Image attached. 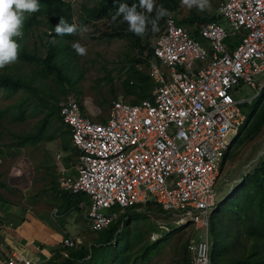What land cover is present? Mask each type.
Returning <instances> with one entry per match:
<instances>
[{"label": "built area", "instance_id": "built-area-1", "mask_svg": "<svg viewBox=\"0 0 264 264\" xmlns=\"http://www.w3.org/2000/svg\"><path fill=\"white\" fill-rule=\"evenodd\" d=\"M216 14L226 27L197 25L201 42L177 26L172 14L164 17L147 65L152 85L147 99L112 101L100 123L84 115L71 94L58 104L77 155L74 177L57 164V190L86 197L89 204L77 208L90 231L100 233L123 209L151 201L173 217L175 228H191L185 242L188 264H209V215L217 202L213 187L244 120L239 105L251 100L239 98L240 87L256 95L264 86V0H224ZM229 37L238 39L232 49L223 44ZM156 229L152 241L165 230ZM78 245L66 236L58 254L65 258L63 250ZM0 264L33 263L10 253Z\"/></svg>", "mask_w": 264, "mask_h": 264}, {"label": "trees", "instance_id": "trees-1", "mask_svg": "<svg viewBox=\"0 0 264 264\" xmlns=\"http://www.w3.org/2000/svg\"><path fill=\"white\" fill-rule=\"evenodd\" d=\"M139 0H98L95 6L88 7L84 5L79 6L78 14L76 17L77 24L80 27L90 25L94 28V31H98L99 38L106 40L116 39L124 40L127 42L129 48L137 51L136 56L146 54L143 58L144 64L151 59V51L154 42L152 39L156 36L157 32L162 30L164 17L158 23V31L152 32L151 26L143 37H137L131 32L127 31V24L120 23L119 19L113 23L111 17L115 14L116 9L121 3L131 6L133 3L138 4ZM157 6H163L174 15L179 9L180 0H155ZM40 9L34 13H25L23 21L21 37H14L19 44L18 59L16 61H23L28 65H34L37 67L35 71L30 70V76L36 79L33 82H24L20 76H8L6 74H0V89H2L7 95L15 94L18 90H23L29 93L34 99H36L45 109L46 112H40L39 108L32 106V112L30 116L33 118L35 115L42 114V117L37 120L31 131L22 132L19 134H11L13 138L10 142L3 146L6 150L0 147V157L10 156L9 148H22L24 146L37 147L41 143L52 142L57 138V134L60 136V148L63 152L70 151L76 155V151L70 148L68 131L65 126L60 122L59 106L57 104L51 105L47 101L38 98V94H42L38 87H33L34 82L38 80H44L48 76L54 77V82L57 83L59 95L63 93V85L69 84L68 79L62 77V72L57 68V54L60 51L67 52V45L61 44L62 42L69 43L74 39V35H57L55 33V26L59 23V20L63 18L67 23H73V10L68 2L63 0H39ZM140 10V9H138ZM155 16V10L152 13ZM43 17L46 32L43 34L45 42L43 46L45 53L42 55H36L35 51L27 49L26 45H22L21 41L25 34L31 29L33 24H36V18ZM175 18V17H174ZM102 23L103 29H96L97 22ZM177 26L184 29L188 35L201 42L197 37L196 26L201 23H215L222 25L224 21L217 14H202L196 15L191 13L190 15L175 19ZM55 40V45L52 44V40ZM153 43V44H152ZM238 43L237 38H226L223 41L224 46L227 49H232ZM152 44V46H150ZM127 65L128 74L127 79L133 78L137 82L149 80L148 76L142 72H137L131 64L138 63V60L128 58ZM11 63V70L14 71L15 64ZM148 65V64H147ZM146 65V67H147ZM2 68L1 70L5 69ZM127 71V70H126ZM8 73V72H7ZM150 81V80H149ZM72 90V89H71ZM56 92V93H57ZM44 96V95H43ZM45 97V96H44ZM50 98L54 99V96L50 95ZM30 99H21L16 104L17 114L20 113L19 118H14L11 113L10 123L20 122L26 116L25 112L27 105H30ZM79 105V109L82 112V107ZM241 113L244 116V120L237 129V133L230 143L228 150L224 154L221 163L219 165V171L224 165L226 159L234 152L250 144L255 137L260 133L261 128L264 125V86L259 92L253 96L248 103H242L239 105ZM13 108V106L11 107ZM7 107L0 111V116L7 113L9 109ZM24 115V116H23ZM51 121L58 124V133H51ZM250 159L244 164H248L251 169L247 172H243L239 175V182L228 191L226 197L222 200H217L214 209L209 215V264H264V152L259 154L258 147L251 144L250 146ZM69 153V152H68ZM64 165H68L70 157L65 155ZM254 160V161H253ZM251 162V165L249 163ZM249 162V163H248ZM253 162V164H252ZM37 169H43L44 177L42 181H45L42 187H47L48 197L51 202H54L56 212L63 215L69 211H78L79 203L85 205L89 204L86 197L82 194H67L57 190V180L54 175L55 168L50 163L48 158H44L42 165L39 164ZM6 185L0 181V189H4ZM7 193L11 192L7 188ZM220 201V202H219ZM0 203L8 204V202L0 195ZM143 206L146 213H155L157 216H166L158 206L153 202L147 201L143 205H138L133 208H125L119 213L117 219L111 223L107 228L99 233L100 237L96 241L87 246L79 244L76 248L64 249L65 258L59 257L58 253L61 251H54L51 255L50 261L46 264H126L131 257L127 253L128 248V225L133 220L140 217L139 213L134 210L137 207ZM113 211H118L117 208H113ZM183 226L174 228L172 231L180 230ZM245 234L247 239L256 241H262L263 245L260 247L252 246L250 251L242 252L236 247V238L240 229ZM236 229V231H235ZM172 232L166 234L164 237H169ZM161 237L157 241L164 239ZM114 244L117 245L114 246ZM116 247V248H115ZM244 248V246H241ZM148 246L141 247V252L134 253L132 256L144 255ZM242 250V249H241ZM185 243L181 246L180 261L182 264H188V258L186 255ZM222 252V253H221ZM221 253V255H220ZM224 255L229 261L221 262L220 256Z\"/></svg>", "mask_w": 264, "mask_h": 264}, {"label": "rangeland", "instance_id": "rangeland-1", "mask_svg": "<svg viewBox=\"0 0 264 264\" xmlns=\"http://www.w3.org/2000/svg\"><path fill=\"white\" fill-rule=\"evenodd\" d=\"M63 1L68 2V4L71 5L73 10L72 21L74 24H77L76 17L79 6L84 5L92 7L96 5L98 0ZM223 1L224 0H210V10L201 12L195 7L188 9L182 6L180 0L179 9L174 17L175 19H180L191 13L196 15H215L216 8ZM95 26L96 29H103L102 23L99 21ZM222 27L225 28L226 24H222ZM87 29L88 31L86 32H78L75 34L74 39L71 42H62L61 44L67 45V52L60 51V54H57L56 66L61 70L62 77L69 81V84L66 83L63 85V93H65L59 95L57 91L60 87L54 82V77L52 76H48L42 81L37 79L34 82L33 87H38L40 91H43L42 94H38V98L41 100H48L47 102L51 105H58L65 95L71 94L77 102H80V106L84 108L83 112H86L87 109H94V111L100 116L102 114L105 115V111L108 109L109 101H107L106 104L99 103L102 98H109L108 93L106 92L107 86L109 85H107V82L109 83L111 81L114 86L118 84V80L125 76V72L122 71V68L129 64L127 61L128 58L133 60L137 59L138 63L132 65H135L141 71L146 72L147 64H144L143 62V58L146 54L136 56L137 51L129 48L126 41L99 38L98 31L95 32L94 28L90 25H87ZM45 32L46 27L44 19L43 17H38L36 18V24H33L25 36L21 38V44L26 45L28 50L35 51L36 55L44 54L45 48L43 43L45 42V38L43 37V34ZM161 32L162 30L157 32L156 36L153 37L152 42H154ZM73 43H79L84 46L87 49V54L84 56L77 55L72 47ZM52 44L55 45V43ZM152 44L150 46H152ZM15 64L16 69L13 71V74H11L9 68H7L10 64L6 65V68L3 70L0 68V74L3 73L8 76H20L18 78L26 83L33 82L36 79L37 76H35V79L33 77V80L30 81L32 78L30 76V70L35 71V69H37L36 66L33 64L28 65L23 61H16ZM50 95L54 96V99L50 98ZM253 96V90L244 85L240 87L239 98L246 100L248 98L252 99ZM25 98L31 100V104L27 105L29 108H27L25 112V118L20 122L10 123L9 120L11 113H13L12 116L14 118L21 117L20 113L17 114L16 104L21 99ZM84 98L88 102L85 106L81 103ZM124 103L127 102L124 101ZM12 106L13 108H11ZM32 106L39 108V110H41L40 112H46L45 109H42L41 104L30 96L29 93L20 89L15 94L7 95L2 89H0V111L2 110L1 112L3 113V110L7 107L11 108L7 113L0 116V147L3 150H6L3 146H6L9 142L11 144L13 139L10 136L11 134L31 131L35 122L42 117V114L35 115L34 118L30 116ZM86 114L94 118L91 110H87ZM49 125L51 126V133L57 134L59 131L58 124L51 121ZM56 136L57 138L54 141L41 143L35 148L24 146L22 148L13 149L10 147V156L0 157V181L6 185L5 187L9 191H11L7 193L5 191L6 188L0 189V195L8 203L16 204L14 206L0 204V218L4 221L5 225H7L9 219L20 218L27 213H33L34 215L41 210L43 212H39V218L48 221L50 225H56L63 228V237L69 236L78 241L79 244L89 246L93 244L100 235L99 233H93L90 231L82 218V211H71L63 216L56 217V215L52 214V211L56 209L55 204L54 202H51L48 197L47 187H42L45 183V181H42L44 171L43 169H37V166L39 164L42 165L45 157L49 159L50 163L53 164L55 168L54 175L56 176V180H58V177L60 176L56 164L63 166L67 171H72L70 166L64 165L63 158L66 154L73 156V153L70 151H68L69 153L63 152L60 148L59 133ZM251 144L258 147L259 153L264 152V125L261 128L260 133L250 144L248 143L246 146L237 149L234 154H231L226 159L224 165L218 172L213 187L217 200H222L226 197L228 191L239 182V175L251 169L248 164L246 166L244 165L248 159H250ZM56 156H58V158H56ZM249 165H251V162ZM72 175H74V172ZM2 211H4V213ZM134 211L139 213L140 217L134 221L132 220L127 228L128 248L126 251L131 257L126 264H182L180 261L181 246L190 237L191 228L183 227L180 230L172 231L175 228L172 224L173 217L169 216L165 218L157 216L155 213H146L143 206L137 207ZM158 225L165 229L161 230V237H164L170 232H172V234H170L169 237H164L161 241H157L159 238L152 241L150 235L157 231L156 227ZM261 245H263L262 241L247 239L241 229L238 231L236 247L239 251L244 253L250 251L252 246L260 247ZM114 246L117 247L116 244H114ZM145 246H148V248L144 255L132 256L134 253H140V248ZM241 246H244V248ZM58 247L59 248L56 251L58 252L61 250L60 252H62L60 245ZM59 257L61 256L59 255ZM220 260L221 262L229 261L224 255L220 256Z\"/></svg>", "mask_w": 264, "mask_h": 264}, {"label": "crops", "instance_id": "crops-1", "mask_svg": "<svg viewBox=\"0 0 264 264\" xmlns=\"http://www.w3.org/2000/svg\"><path fill=\"white\" fill-rule=\"evenodd\" d=\"M149 62L150 60L147 64ZM131 66L134 67L137 72H142L145 76L147 75V72L141 71L135 65L131 64ZM127 67L128 66L122 68V71L125 72V76L118 80L117 85L114 86L111 81L109 83L107 82V85H109L107 86L106 92L108 93L109 98H102L99 103L106 104L107 101H109L108 106L112 101H125L127 104H137L140 100L147 99L149 97L150 89L152 87L151 82L149 80L137 82L133 78L128 79V82H126L125 80L127 79L128 74ZM7 68H9V72L13 74L11 65ZM77 103L80 104L79 101ZM81 103L85 106L88 102L84 98ZM83 110L84 108L82 107V113L88 116L90 120L99 123L104 120L107 111L106 109L105 115L102 114L99 116L94 109H87L92 111V115L94 116L93 118L92 116L86 114L87 110L86 112H83ZM66 155L71 159L68 163V166L71 168L77 153L76 155L73 154V156L70 154ZM65 170L67 175L72 177L75 176V174L72 175L73 170ZM2 205L14 206L16 204L8 203ZM2 212L4 213V211ZM39 212L43 211L40 210L34 215L33 213L24 214L20 217L21 219H9L7 221V225H5L4 221L0 218V259L8 256L10 253H17L24 258L29 259L33 264H46L50 261L51 255L54 251L58 250L60 241L64 238L62 236L63 228L56 225H50L48 221L40 219L38 215ZM63 215L56 212V217Z\"/></svg>", "mask_w": 264, "mask_h": 264}, {"label": "clouds", "instance_id": "clouds-1", "mask_svg": "<svg viewBox=\"0 0 264 264\" xmlns=\"http://www.w3.org/2000/svg\"><path fill=\"white\" fill-rule=\"evenodd\" d=\"M181 5L198 11L210 10V0H181ZM39 0H0V68L16 62L18 59L19 44L14 37H21L25 13L39 11ZM140 9V10H138ZM155 10V16H152ZM170 13L163 6H157L155 0H139L138 4L131 6L121 3L116 9L111 21L127 24V31L137 37H143L151 26V31H158L159 21L169 16ZM88 31L87 26L80 27L76 24H69L63 18L55 26L57 35H75L78 32ZM55 43L53 39L51 41ZM74 51L79 56L87 54V49L79 43H73Z\"/></svg>", "mask_w": 264, "mask_h": 264}, {"label": "water", "instance_id": "water-1", "mask_svg": "<svg viewBox=\"0 0 264 264\" xmlns=\"http://www.w3.org/2000/svg\"><path fill=\"white\" fill-rule=\"evenodd\" d=\"M260 154H261V153H259V154L257 155V157L260 156Z\"/></svg>", "mask_w": 264, "mask_h": 264}]
</instances>
